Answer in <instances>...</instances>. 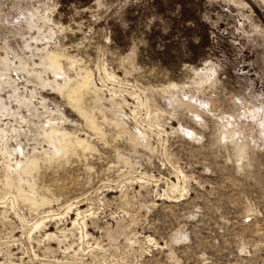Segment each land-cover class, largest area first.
<instances>
[{
    "label": "rangeland",
    "instance_id": "374dc122",
    "mask_svg": "<svg viewBox=\"0 0 264 264\" xmlns=\"http://www.w3.org/2000/svg\"><path fill=\"white\" fill-rule=\"evenodd\" d=\"M181 1L0 0V264H264V0Z\"/></svg>",
    "mask_w": 264,
    "mask_h": 264
},
{
    "label": "trees",
    "instance_id": "16d2710c",
    "mask_svg": "<svg viewBox=\"0 0 264 264\" xmlns=\"http://www.w3.org/2000/svg\"><path fill=\"white\" fill-rule=\"evenodd\" d=\"M152 1H153V0H152ZM179 2H181V4H182V1H181V0H179ZM192 20H195V22H198V21H199V19H195V18H192ZM200 24H201L202 26L208 28V25H207L204 21H200ZM196 58H198V56L190 57L189 60H190V61H194Z\"/></svg>",
    "mask_w": 264,
    "mask_h": 264
},
{
    "label": "bare ground",
    "instance_id": "6f19581e",
    "mask_svg": "<svg viewBox=\"0 0 264 264\" xmlns=\"http://www.w3.org/2000/svg\"><path fill=\"white\" fill-rule=\"evenodd\" d=\"M53 70H54V69H53ZM14 92H15V91H14ZM21 96H22V95H21ZM13 97H14V96H13ZM16 99H17V98H16ZM17 102H18V101H17ZM2 109H3V108H2ZM0 114H2V113L0 112ZM43 134H44V136L46 137V138H45L46 140H50V136H51V135H50L48 132H46L45 129H44V131H43ZM44 136H43V137H44Z\"/></svg>",
    "mask_w": 264,
    "mask_h": 264
}]
</instances>
